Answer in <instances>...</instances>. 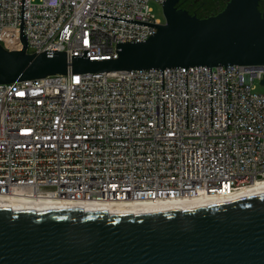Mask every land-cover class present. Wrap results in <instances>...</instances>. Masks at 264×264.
Listing matches in <instances>:
<instances>
[{
    "label": "built area",
    "instance_id": "built-area-1",
    "mask_svg": "<svg viewBox=\"0 0 264 264\" xmlns=\"http://www.w3.org/2000/svg\"><path fill=\"white\" fill-rule=\"evenodd\" d=\"M164 0H24L27 54L117 59ZM21 0H0V46L21 51ZM226 68V86H225ZM49 76L0 85V198L80 204L219 199L264 181V68ZM227 98V126H226Z\"/></svg>",
    "mask_w": 264,
    "mask_h": 264
},
{
    "label": "water",
    "instance_id": "water-1",
    "mask_svg": "<svg viewBox=\"0 0 264 264\" xmlns=\"http://www.w3.org/2000/svg\"><path fill=\"white\" fill-rule=\"evenodd\" d=\"M260 0H228L197 18L164 0V24L147 41L117 43V59L90 61L64 52L27 54L0 46V85L49 76L238 66L264 68ZM264 85V81L262 82ZM226 86V68H225ZM227 126V98H226ZM0 264H264V191L196 205L151 210H48L0 206Z\"/></svg>",
    "mask_w": 264,
    "mask_h": 264
},
{
    "label": "bare ground",
    "instance_id": "bare-ground-1",
    "mask_svg": "<svg viewBox=\"0 0 264 264\" xmlns=\"http://www.w3.org/2000/svg\"><path fill=\"white\" fill-rule=\"evenodd\" d=\"M264 191V181L256 182L248 188L240 190L230 196L219 199H207L199 201H184L175 202L171 204H147V203H104V204H80L71 203L68 201H61L58 199H15V198H0V206L8 207H20L28 209H48L55 211L62 210H151V209H163V208H175V207H186L196 205H212L224 200L249 195L257 192Z\"/></svg>",
    "mask_w": 264,
    "mask_h": 264
},
{
    "label": "flooded vegetation",
    "instance_id": "flooded-vegetation-1",
    "mask_svg": "<svg viewBox=\"0 0 264 264\" xmlns=\"http://www.w3.org/2000/svg\"><path fill=\"white\" fill-rule=\"evenodd\" d=\"M180 0L178 9L186 11L191 16L203 19L211 16H216L221 11V4L227 5L228 0ZM258 11L261 17L264 18V0L258 3Z\"/></svg>",
    "mask_w": 264,
    "mask_h": 264
},
{
    "label": "rangeland",
    "instance_id": "rangeland-1",
    "mask_svg": "<svg viewBox=\"0 0 264 264\" xmlns=\"http://www.w3.org/2000/svg\"><path fill=\"white\" fill-rule=\"evenodd\" d=\"M209 2H212L211 0ZM221 11L225 9L226 5L225 4H221ZM153 11H154V15L156 16V18H158L162 23H164V17H163V12L161 7L156 6V5H152ZM256 85V92L257 93H264V86H260L258 84Z\"/></svg>",
    "mask_w": 264,
    "mask_h": 264
}]
</instances>
